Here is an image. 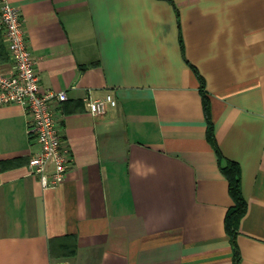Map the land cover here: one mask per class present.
<instances>
[{"label":"crops","instance_id":"crops-1","mask_svg":"<svg viewBox=\"0 0 264 264\" xmlns=\"http://www.w3.org/2000/svg\"><path fill=\"white\" fill-rule=\"evenodd\" d=\"M6 1L42 85L67 93L69 163L43 187L28 116L0 105V264H264V0ZM106 93L117 105L92 115L85 97ZM224 159L246 201L237 252Z\"/></svg>","mask_w":264,"mask_h":264},{"label":"built area","instance_id":"built-area-1","mask_svg":"<svg viewBox=\"0 0 264 264\" xmlns=\"http://www.w3.org/2000/svg\"><path fill=\"white\" fill-rule=\"evenodd\" d=\"M21 12L6 0H0V31L7 42L11 64L0 71V105L16 103L23 107L27 120V133L38 145V151L28 160V172L36 175L43 187H54L63 182L68 163L69 148L58 127L53 102L67 99L65 91L45 88L35 70L23 27ZM88 111L94 116L105 114L117 105L111 93L84 99Z\"/></svg>","mask_w":264,"mask_h":264},{"label":"trees","instance_id":"trees-1","mask_svg":"<svg viewBox=\"0 0 264 264\" xmlns=\"http://www.w3.org/2000/svg\"><path fill=\"white\" fill-rule=\"evenodd\" d=\"M204 114L209 121V100L204 93H201ZM208 139L211 144L216 147V142L212 132V125L209 122ZM225 163L220 164V169L228 180L229 193L233 199V205L229 208L225 217V230L230 237L231 243L236 251L235 236L238 230V223L240 218L246 211V201L241 192L240 184V169L237 163L234 161L224 159ZM68 246L61 247V255L64 257L71 256L76 249V240L74 237H70L68 242H65ZM52 252V246L50 247Z\"/></svg>","mask_w":264,"mask_h":264}]
</instances>
